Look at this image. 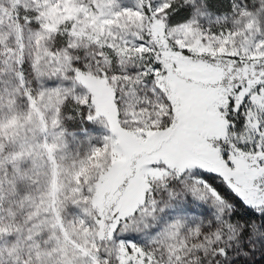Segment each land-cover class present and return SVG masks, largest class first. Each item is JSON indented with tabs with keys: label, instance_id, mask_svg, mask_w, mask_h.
Instances as JSON below:
<instances>
[{
	"label": "snow or ice",
	"instance_id": "obj_1",
	"mask_svg": "<svg viewBox=\"0 0 264 264\" xmlns=\"http://www.w3.org/2000/svg\"><path fill=\"white\" fill-rule=\"evenodd\" d=\"M0 264H264V0H0Z\"/></svg>",
	"mask_w": 264,
	"mask_h": 264
},
{
	"label": "rangeland",
	"instance_id": "obj_2",
	"mask_svg": "<svg viewBox=\"0 0 264 264\" xmlns=\"http://www.w3.org/2000/svg\"><path fill=\"white\" fill-rule=\"evenodd\" d=\"M211 2H213V6L216 7V8H213L211 6L213 11H216L218 13L226 10V8H227V0H220V2H215L214 0H211ZM94 127H95V129H97V131L94 133V135H100V134L106 133V130L103 128L102 125L96 124V125H94ZM72 149L76 150L77 144L73 143Z\"/></svg>",
	"mask_w": 264,
	"mask_h": 264
},
{
	"label": "trees",
	"instance_id": "obj_3",
	"mask_svg": "<svg viewBox=\"0 0 264 264\" xmlns=\"http://www.w3.org/2000/svg\"><path fill=\"white\" fill-rule=\"evenodd\" d=\"M215 2H220V0H214ZM210 4H211V6L213 7V8H216L215 6H213V2H211V0H210Z\"/></svg>",
	"mask_w": 264,
	"mask_h": 264
}]
</instances>
